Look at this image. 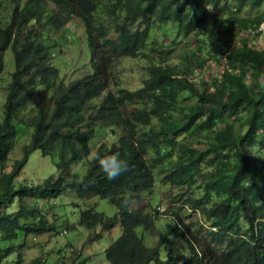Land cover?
<instances>
[{
	"label": "trees",
	"instance_id": "trees-1",
	"mask_svg": "<svg viewBox=\"0 0 264 264\" xmlns=\"http://www.w3.org/2000/svg\"><path fill=\"white\" fill-rule=\"evenodd\" d=\"M12 2L11 18L0 16V71L8 48L15 66L0 123V242H9L0 249V264H44V256L26 263L23 256L29 236L55 231L58 224L54 210L40 209L38 201L56 200L67 189L81 209L71 224L76 228L78 223L94 239L111 232L116 220L97 211L93 197L116 207L121 234L106 250L107 264H264V50L238 45L227 63L240 73L211 81L186 77L216 60L231 41H213L211 52L201 58L192 52L195 66L188 65L189 57L177 64L152 53L142 86L132 92L119 87L116 73L119 61L148 55L144 50L153 44L149 35L154 28L171 24L198 42L209 11L229 8L225 14L234 19V7L250 9L253 17L237 20L246 26L264 20V0ZM0 6L10 8L6 0ZM72 19L85 32L89 71L64 85L59 65L50 58L66 49L56 47L47 33L60 31ZM29 23L32 40L23 26ZM14 122L32 133L22 158L7 170L15 150ZM36 149L58 158V173L41 184L18 181ZM113 153L132 171L109 180L95 157ZM162 166L160 180L170 186L168 218L154 206L131 205L152 186ZM191 210L206 228L191 227ZM169 236L182 242L183 252L166 245ZM153 237L158 239L152 242Z\"/></svg>",
	"mask_w": 264,
	"mask_h": 264
},
{
	"label": "rangeland",
	"instance_id": "rangeland-1",
	"mask_svg": "<svg viewBox=\"0 0 264 264\" xmlns=\"http://www.w3.org/2000/svg\"><path fill=\"white\" fill-rule=\"evenodd\" d=\"M9 4L10 1L6 0ZM229 11V8L226 9ZM225 9H217V11H209L206 18V33H209L214 36V42H222V41H232L235 40L238 29L240 31L246 28L242 23L241 26L237 22V20L241 17H253L255 15L254 11L250 9L239 11L238 8L234 7L236 11V15H234V19L230 16H227V11ZM223 12V14H222ZM197 15H201L203 13L202 9H198L196 11ZM106 23V16L102 18ZM131 28H135V24L131 26ZM61 39H64L66 42L64 47L68 52V60H65L63 57H57V64L59 65L58 71L60 74V78L64 79L65 84H68L71 80L76 77H72V71L74 70L76 73L84 71L88 72V57L90 58V53L88 52L87 42L85 37V32L83 26L79 23L78 20H75L73 23L68 24L64 27L62 33L59 35ZM241 39H245L247 43H250L252 46H263L262 41L263 38H251L246 34L245 30L241 31L240 34ZM199 41H196L195 36L187 37L185 34H181L174 25H164L159 28H154L150 32L149 41L153 42L152 45L147 46L144 50L145 54L148 53L147 56L140 55L136 58L128 59L125 61H119L120 68H118V82L120 88H125L129 92L133 90H137L142 86V79L144 78V69L146 66L150 64L149 61L152 60V53L163 55L164 57L169 59V63H184V59L189 57L187 63L188 65L195 66V59L192 58V52L195 55H199V57L207 56L209 52H211V48L208 47L207 41L201 36ZM212 46V44H211ZM199 47L201 50H199ZM56 56L52 57L53 59ZM144 59V60H141ZM197 62V61H196ZM90 66V65H89ZM13 70V58L11 56L10 49L5 52L4 56V68L0 75V79L5 78L1 81L4 85L0 89V118H2V105L3 98L5 96V85L7 83V77H9L10 72ZM238 75V70L235 72ZM176 99L179 102L181 99L180 93L176 92ZM183 95L187 97V94L183 92ZM194 100L193 97H191ZM16 128L19 134L17 142L21 139H28L30 130L21 124H16ZM24 133V132H26ZM24 133V134H23ZM23 135V136H22ZM151 154V152H150ZM32 160L28 163V165L22 171L20 177H27L30 181L41 182L44 178L54 174L57 172L55 165L53 164L51 158L43 156L40 150H36L31 155ZM163 164H168V160L164 159ZM163 169H166L165 166ZM164 174V172H163ZM170 190L165 185L162 187V182L157 184L156 187H152L148 192H144L142 195L147 197L148 203H151L154 207L165 206V209L169 207V205L165 204V193H168ZM71 199V194L66 192L62 194L60 201L58 200V204L56 205L55 211L57 212V217H63L58 219V223L62 221H68L75 223L79 217L80 208H73L69 205V201ZM77 199V198H76ZM145 199V198H144ZM93 201L97 204V208L100 211H103L107 217L113 218L115 214V206L111 205L106 200L98 199L97 197H93ZM61 202V203H60ZM38 205L41 209H47L46 207L54 205V200L46 203L45 201L38 202ZM46 206V207H45ZM13 210V207H11ZM163 218H168L166 214H161ZM48 221L52 220V214L50 212L47 213ZM190 222L189 224L193 227L194 230H197L200 226L204 227L206 224L200 218L198 213H193L189 216ZM163 225V222H161ZM206 228V227H204ZM119 232V228H114ZM59 234L56 235L54 232L45 233L40 235L36 239V243L33 245V238L28 237L27 243L30 245V248L25 249V257L24 262H28L32 257H36L40 255V251L36 250L41 246V252H47L46 255V263L54 264V262L58 264H72L69 260L65 258H59V248L64 245L67 239H72V242L75 246L83 251L85 255L89 254V249L96 250L95 255L93 254L89 260H87L84 264H107L105 260V249L109 242V239L106 234H103L102 237L98 238L94 241L86 240L87 230L83 227L78 226L77 229L70 231L67 233V236L64 235V230L59 228ZM118 233L114 234V239L117 238ZM157 237L152 238V242L157 240ZM169 246L175 249L176 252H183L182 242L179 240V243L172 236H169L168 242ZM166 243V245H167ZM0 245H4V242H0ZM3 249V248H0ZM177 249V251H176ZM75 250L72 252H67V256H72L77 264H81L82 257L75 255ZM12 258H9L11 260Z\"/></svg>",
	"mask_w": 264,
	"mask_h": 264
},
{
	"label": "clouds",
	"instance_id": "clouds-1",
	"mask_svg": "<svg viewBox=\"0 0 264 264\" xmlns=\"http://www.w3.org/2000/svg\"><path fill=\"white\" fill-rule=\"evenodd\" d=\"M10 1V3L11 4H9V6H10V8H9V10L8 11H6V10H4L1 6H0V16H1V18L4 20V21H7L8 19H10L11 18V15H12V12H13V6H14V3L12 2V0H9ZM18 2L19 3H21V2H23V0H18ZM13 9V10H12ZM75 20H77V19H72L70 22H68L67 24H66V26L68 25V24H71V23H73ZM260 23H264V20H261V21H259V22H253V23H251V24H248V25H246L245 27L246 28H244V29H242V30H245V32L249 29V28H252V29H255V27H257ZM23 26H26V29H29L30 31H31V33H30V35H29V39L30 40H32L33 39V37H34V31H32L33 29H34V26H33V24L31 25V23H29V24H27V25H23ZM65 26V27H66ZM32 29V30H31ZM64 29V28H63ZM63 29H61L60 31H56V32H54V31H49L47 34L48 35H50L52 38H47V39H50V40H56V47L57 46H63L64 47V44H65V40L64 39H61L60 37H59V35L62 33V31H63ZM241 30V31H242ZM241 31H240V28L238 29V31H237V36H236V38H235V40L233 39L232 41H231V43H230V45H229V47H228V49L224 52V53H221L220 55H218V57H217V59L216 60H214V59H211V60H209L202 68H197V69H194V71H193V74H188V76L186 77L188 80H191V81H194V80H196V79H204V81H211L213 78H222V76L225 74V73H231V74H234V75H236L235 74V72L238 70V73H240V71H239V69H233L231 66H229L228 65V63H227V55L230 53V51L233 49V48H235V47H237L238 45H241L242 43H245V44H247L248 46H250V47H253V48H256V49H260V50H264V46H259V47H256V46H252L250 43H247L246 42V40L245 39H241L240 38V34H241ZM247 34V33H246ZM248 35V34H247ZM251 38H263L264 39V32H258L255 36H250ZM203 38L207 41V44H208V47L209 48H211V44L213 43V41H214V36L213 35H211V34H209V33H206V32H203ZM8 49H10V48H8ZM7 49V50H8ZM66 49V48H65ZM6 50V51H7ZM10 52H11V50H10ZM4 56H5V53H4V55H3V60H2V68H1V71H0V75H1V73H2V71H3V68H4ZM12 56V55H11ZM54 56H56V58H54L53 59V62L55 63V64H57V62H56V60H57V57L58 56H61V57H63L65 60H68V57H69V55H68V52H67V49H66V53H64L63 55H59L58 53H54V52H52L51 53V58H50V60L52 61V57H54ZM94 58H95V56H94ZM96 59V58H95ZM58 65V64H57ZM14 70H15V66H14V61H13V70L10 72V74H9V77H7V83H6V85H5V96H4V98H3V103L5 102V99H6V96H7V94H8V86H9V84L12 82V75H13V73H14ZM116 73H118V70H116ZM72 77H76L75 79H78V74L73 70L72 71ZM5 78H2V79H0V89L2 88V87H4V85H3V83L1 82V81H3ZM58 79L64 84V85H68V84H65V82H64V79H62V78H60V74L58 73ZM74 80V79H73ZM72 81V80H71ZM70 81V82H71ZM140 88V87H139ZM177 100V99H176ZM2 107H3V105H2ZM2 119H3V109H2V118H0V123L2 122ZM16 124H21V123H17V122H14V125H15V128H16ZM21 125H23V124H21ZM24 126V125H23ZM26 127V126H25ZM27 129H29L30 130V132H29V137H28V139H21V140H19L18 142H17V139H18V137H19V134H18V131H17V128H16V138H15V150H14V152H13V154H12V156H11V160L8 162V164H7V170H10L9 169V167L11 168V164H12V162H13V160L14 159H21L22 158V148H23V146L24 145H26V144H28V142L30 141V138H31V133H32V129L31 128H28V127H26ZM24 133H26V134H28L27 133V131L26 132H24ZM23 133V134H24ZM23 136V135H22ZM36 150H40V149H36ZM36 150H34V151H36ZM34 151H32L30 154H29V156H28V161H27V163L25 164V166H24V168L28 165V163L32 160V158H31V155H32V153L34 152ZM41 151V150H40ZM42 153V152H41ZM43 155V154H42ZM43 156H45V155H43ZM46 157H49V158H51L50 156H46ZM95 159L97 160V163H98V166L102 169V171L104 172V174H105V176L109 179V180H115V179H117L119 176H121V175H123V174H125V173H128V172H130V171H132V166L127 162V161H125V160H123V159H121L120 158V156L118 155V154H116V153H113V154H110V155H107V156H100L99 154H97V156L95 157ZM52 160V162H53V164L55 165V167H56V170H57V172L56 173H54V174H57L58 173V168H57V162H58V158L57 157H55L54 159H51ZM24 168L21 170V173H22V171L24 170ZM73 169H75V170H80V169H82V170H84V168L83 167H80V166H74L73 167ZM162 170H158V169H156L155 170V176H156V179L155 180H153V182H152V186L150 187V188H148L147 190H143V191H141V193H140V199H135V198H133L132 199V203H131V205H132V207H142V208H144V207H146L147 205L151 208L153 205L151 204V203H148V201L146 200L147 199V197H145V196H143L142 194L144 193V192H148V190H150L152 187H156L157 188V184L158 183H160L161 182V177H164L163 175L164 174H162L163 172L162 171H164V169H163V166H162V168H161ZM164 173H165V171H164ZM54 174H52V175H54ZM21 175V174H20ZM20 175L17 177V179H18V181H25L26 183H34V184H41L42 183V181L44 180V179H47L48 177H50V176H52V175H50V176H48V177H46V178H44L41 182H35V181H30L27 177H20ZM167 186L168 188L170 187L169 186V183H167V182H162V187H164V186ZM66 192H69L70 194H71V199H70V201H69V204H66V205H69V206H71V207H73V208H80V205H79V203H80V201H79V199H76L77 197L75 196V194H73V193H71V191H70V189H67L66 191H64L62 194H64V193H66ZM62 194L56 199V200H54V205H52V206H48V207H46L47 209H45V210H48V209H53L54 210V212L57 214V212L55 211V209H56V205L58 204V200L60 201V198L62 197ZM165 195H166V193H165ZM145 198V199H144ZM51 200H53V199H50V200H39L38 202H40V201H45L46 203H48L49 201H51ZM102 200H105V199H102ZM166 200V199H165ZM107 201V200H106ZM61 203V202H60ZM71 203H74V204H71ZM167 203V200H166V202H165V204ZM111 204V203H110ZM94 207H95V209L97 210V211H100V210H98V208H97V204L94 202ZM112 205V204H111ZM39 206V205H38ZM114 206V205H113ZM41 209V208H40ZM81 210V209H80ZM156 210L160 213V214H166V212L168 211V208H167V210L165 209V206H158V207H156ZM116 207H115V214H114V217L113 218H111V219H113V220H116V227H120L121 228V223H120V218L116 215ZM103 212V211H102ZM193 213H196V212H193L192 210H191V214H193ZM103 214H105L104 212H103ZM58 216V215H57ZM59 218H63V217H57V219H56V223H58V219ZM78 220V219H77ZM77 222V221H76ZM72 222H68V221H62L61 223H58V224H56L57 225V227H56V230L55 231H52V232H54L56 235H58L59 234V228H61L62 230H64V232H62V233H64V235L65 236H67V233H69L70 231H73V230H75V229H77V227L79 226L78 225V223H77V226H76V228H74V225H72L71 224ZM115 227V228H116ZM138 231V234L140 233V230L138 229L137 230ZM49 233H51V232H49ZM115 233H118V236H117V238L120 236V234H121V231H120V229H119V232L118 231H116L115 229H113L111 232H102V234H101V236L100 237H102L103 236V234H106L107 235V237H108V239H109V242H108V244H107V247H106V249H105V254H106V250H107V248H108V246L112 243V242H114L117 238H115L114 239V234ZM30 237H32V236H30ZM90 237V238H89ZM33 238V237H32ZM36 239L37 238H33V240L34 241H36ZM98 239V238H97ZM97 239H94L93 238V236H90L89 235V233L87 232V234H86V240H88V241H94V240H97ZM28 240V239H27ZM2 242H4V245H0V248H3V247H5L9 242H5V241H2ZM168 242V241H167ZM28 244V243H27ZM66 246H67V249H66V247H64V245L63 246H61V248H59V258H58V260L59 259H61V258H65V259H67V260H69V258L68 257H70V256H67V252H72V250H75L76 252H75V255L76 256H81L82 257V261L83 260H85V262L87 261V260H89L90 258H91V256L94 254L95 255V253H96V250H92V249H89V254L88 255H85L84 253H83V251L81 250V249H79V248H77L76 246H75V244L72 242V239H67V241L64 243ZM34 245V244H33ZM167 245H168V243H167ZM28 248H30V245L28 244V246H27V248H25V249H28ZM24 249V250H25ZM36 250H38V252L40 251V255L39 256H36V257H34V260H37V259H40L42 256H44V258H45V262H44V264H47L46 263V255L48 254L47 252H41V246H39L38 248H35ZM61 249H62V251H65L64 253H62L61 252ZM24 250H23V256L25 257V253H24ZM33 258V257H32ZM29 259L30 261H34L33 259ZM105 260H106V257H105ZM70 261V260H69ZM72 264H77L76 262H75V260H73V261H70ZM106 263H107V261H106ZM54 264H58V263H56V262H54ZM84 264V263H83Z\"/></svg>",
	"mask_w": 264,
	"mask_h": 264
},
{
	"label": "built area",
	"instance_id": "built-area-1",
	"mask_svg": "<svg viewBox=\"0 0 264 264\" xmlns=\"http://www.w3.org/2000/svg\"><path fill=\"white\" fill-rule=\"evenodd\" d=\"M258 32H264V23H260L255 29L249 28L246 31L249 36H255ZM262 44L264 46V40L262 41Z\"/></svg>",
	"mask_w": 264,
	"mask_h": 264
}]
</instances>
